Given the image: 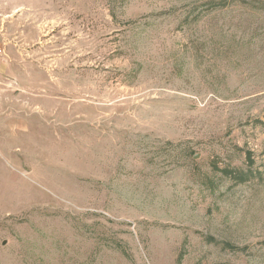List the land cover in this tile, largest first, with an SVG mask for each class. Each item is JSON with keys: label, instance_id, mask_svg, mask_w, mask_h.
<instances>
[{"label": "rangeland", "instance_id": "374dc122", "mask_svg": "<svg viewBox=\"0 0 264 264\" xmlns=\"http://www.w3.org/2000/svg\"><path fill=\"white\" fill-rule=\"evenodd\" d=\"M0 264H264V0H0Z\"/></svg>", "mask_w": 264, "mask_h": 264}, {"label": "built area", "instance_id": "2783aa9c", "mask_svg": "<svg viewBox=\"0 0 264 264\" xmlns=\"http://www.w3.org/2000/svg\"><path fill=\"white\" fill-rule=\"evenodd\" d=\"M3 52H2V49L0 48V55L2 54Z\"/></svg>", "mask_w": 264, "mask_h": 264}]
</instances>
